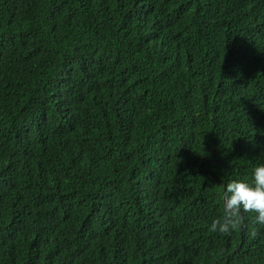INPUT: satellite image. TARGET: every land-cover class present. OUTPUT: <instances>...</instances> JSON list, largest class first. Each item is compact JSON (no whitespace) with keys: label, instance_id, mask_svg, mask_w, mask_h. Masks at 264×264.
I'll return each mask as SVG.
<instances>
[{"label":"trees","instance_id":"16d2710c","mask_svg":"<svg viewBox=\"0 0 264 264\" xmlns=\"http://www.w3.org/2000/svg\"><path fill=\"white\" fill-rule=\"evenodd\" d=\"M262 164L264 0H0V264H264Z\"/></svg>","mask_w":264,"mask_h":264},{"label":"clouds","instance_id":"9594fccd","mask_svg":"<svg viewBox=\"0 0 264 264\" xmlns=\"http://www.w3.org/2000/svg\"><path fill=\"white\" fill-rule=\"evenodd\" d=\"M54 47H45L43 51H35L29 56L36 62H41L40 55L48 59ZM255 213V224L264 227V164L253 169V180L251 183L242 180L229 182L223 193V215L212 221L209 230L222 235H231L233 231L241 227L243 214ZM257 229L251 230L255 236Z\"/></svg>","mask_w":264,"mask_h":264},{"label":"rangeland","instance_id":"374dc122","mask_svg":"<svg viewBox=\"0 0 264 264\" xmlns=\"http://www.w3.org/2000/svg\"><path fill=\"white\" fill-rule=\"evenodd\" d=\"M38 57H39V58H41V59H42V61H44V60H45V59H44L43 57H41L40 55H38Z\"/></svg>","mask_w":264,"mask_h":264},{"label":"bare ground","instance_id":"6f19581e","mask_svg":"<svg viewBox=\"0 0 264 264\" xmlns=\"http://www.w3.org/2000/svg\"><path fill=\"white\" fill-rule=\"evenodd\" d=\"M158 3V2H157Z\"/></svg>","mask_w":264,"mask_h":264}]
</instances>
